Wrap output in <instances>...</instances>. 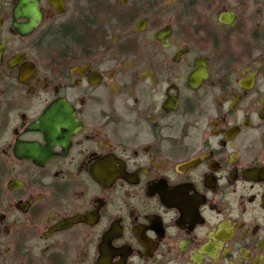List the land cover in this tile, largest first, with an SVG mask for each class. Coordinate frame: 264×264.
<instances>
[{"label": "flooded vegetation", "instance_id": "obj_1", "mask_svg": "<svg viewBox=\"0 0 264 264\" xmlns=\"http://www.w3.org/2000/svg\"><path fill=\"white\" fill-rule=\"evenodd\" d=\"M0 264H264V0H0Z\"/></svg>", "mask_w": 264, "mask_h": 264}, {"label": "water", "instance_id": "obj_2", "mask_svg": "<svg viewBox=\"0 0 264 264\" xmlns=\"http://www.w3.org/2000/svg\"><path fill=\"white\" fill-rule=\"evenodd\" d=\"M195 78H197V76H194Z\"/></svg>", "mask_w": 264, "mask_h": 264}]
</instances>
